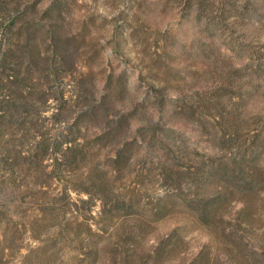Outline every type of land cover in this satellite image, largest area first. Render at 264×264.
<instances>
[{"label": "rangeland", "instance_id": "1", "mask_svg": "<svg viewBox=\"0 0 264 264\" xmlns=\"http://www.w3.org/2000/svg\"><path fill=\"white\" fill-rule=\"evenodd\" d=\"M62 20L78 45L62 94L0 127V264H264V0H67ZM253 148L258 193L200 223L219 181L196 177Z\"/></svg>", "mask_w": 264, "mask_h": 264}, {"label": "trees", "instance_id": "2", "mask_svg": "<svg viewBox=\"0 0 264 264\" xmlns=\"http://www.w3.org/2000/svg\"><path fill=\"white\" fill-rule=\"evenodd\" d=\"M67 0H52L45 7L39 8L37 3H27L15 8H5L0 14V127L7 124L18 123L26 127L40 116L42 104L51 98L53 85L62 94L65 79L63 67L65 64H76L74 54L78 45L73 38L65 36L62 14ZM89 66L84 65V68ZM50 89V90H49ZM55 89V91H56ZM102 110L98 102H93L79 113V119L92 117ZM44 111V110H41ZM17 133V131H16ZM30 133V128L27 134ZM102 134V137L110 134ZM5 135L4 133L1 134ZM40 142V141H38ZM141 142L140 145H143ZM133 140H123L119 143L118 152H126L132 149ZM173 153L182 152V146H166L163 151ZM32 153L28 158L31 162H42L47 158L46 153L38 157L37 148L32 147ZM16 156L26 158L20 148H15ZM238 157V155H237ZM38 159V160H37ZM240 159V160H239ZM257 159V150L253 148L246 155L235 158L242 166V170L223 169L221 163L211 160L202 172L196 177L197 181L210 182L218 180L219 191L205 199L196 212V217L203 225H211L218 211V204L227 199L232 191L248 200L258 193L257 171L253 167ZM170 164L173 162L169 160ZM171 165V166H172ZM172 170V167L169 169ZM247 170L245 174L242 171ZM199 182V183H201ZM160 213L163 211V202L159 201ZM158 202V203H159ZM192 203H190L191 205ZM131 205V204H129ZM133 205V204H132ZM160 214V215H161ZM159 215V216H160ZM163 215V214H162ZM256 256L259 255L256 251ZM260 264V260H253ZM189 264H196L195 261Z\"/></svg>", "mask_w": 264, "mask_h": 264}]
</instances>
